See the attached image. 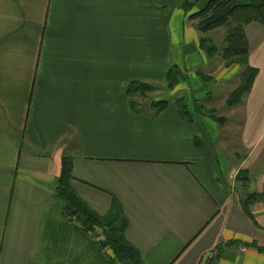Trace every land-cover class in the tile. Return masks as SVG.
Listing matches in <instances>:
<instances>
[{
    "label": "crops",
    "instance_id": "crops-1",
    "mask_svg": "<svg viewBox=\"0 0 264 264\" xmlns=\"http://www.w3.org/2000/svg\"><path fill=\"white\" fill-rule=\"evenodd\" d=\"M184 1L0 0V264L62 254L78 264L83 246L91 262L90 235L58 197L65 157L93 211L111 217L120 206L143 264H205L212 253L216 264H264V199L245 207L264 189V24L245 27L258 73L232 106L244 153H228L217 146L228 118L203 111L210 92L195 71L209 63L189 20L200 1L191 10ZM175 65L183 77L168 107L136 109L127 84L167 85ZM236 71L220 70L215 86Z\"/></svg>",
    "mask_w": 264,
    "mask_h": 264
},
{
    "label": "trees",
    "instance_id": "trees-1",
    "mask_svg": "<svg viewBox=\"0 0 264 264\" xmlns=\"http://www.w3.org/2000/svg\"><path fill=\"white\" fill-rule=\"evenodd\" d=\"M182 6L191 10L194 3L184 1ZM190 17L199 20L197 27L201 31H208L221 26L227 27L225 36L227 45L224 47L225 60L228 61V66L240 62L245 68L243 72L244 84L235 89L228 99L230 105L237 104L243 93L251 90L258 73V69L252 67L248 62L249 43L245 27L253 21L264 24V0H209L203 8L193 12ZM201 48L210 57L216 52L209 48L208 41L205 39L201 40ZM200 75L203 77L202 74ZM182 77L183 74L179 67L173 66L168 74L167 84L169 88H174ZM157 87V84L133 80L127 84L126 92L132 98L134 107L137 109L139 105L137 103L143 101L139 100L138 96ZM150 101L152 102L151 109L156 112L164 110L169 105V100L166 98ZM177 106L184 119L188 122L195 120V114L189 110L186 97L177 99ZM211 113L214 114V111ZM213 116L217 120L225 121L223 117H217L215 114ZM72 179V165L70 160L65 157L62 161L58 197L62 202V211L73 222L74 229L90 235L91 239L92 234L97 235V237L102 235V238L92 239L93 263L124 264L125 261L131 259L135 264H143L141 254L126 237L127 221L120 215V206L115 204L116 209L119 210L115 216L103 217L99 215L73 190ZM262 199H264V189L262 192L251 193L245 202V207L247 208L249 203ZM62 229L64 230V227ZM104 251L107 252L106 255L103 253Z\"/></svg>",
    "mask_w": 264,
    "mask_h": 264
},
{
    "label": "rangeland",
    "instance_id": "rangeland-1",
    "mask_svg": "<svg viewBox=\"0 0 264 264\" xmlns=\"http://www.w3.org/2000/svg\"><path fill=\"white\" fill-rule=\"evenodd\" d=\"M198 1H200V3H198L197 7L199 8L198 10H200L201 0H190V2H193V3H197ZM195 11L196 10H194L193 12ZM193 12L190 13V16ZM190 16H189V20L194 23L196 30L199 32L200 48H201V40L205 39L206 41H208L209 48L213 52L216 51L212 57L210 56L207 57L209 58V63L207 64V66L205 67L201 66V67L195 68V71L197 74H199V76H201L200 74L203 75V79H205L203 83L206 86L207 92H210V95H207L208 97L205 98V100L203 99V102L206 101V104L204 105L205 109H203V111L206 113H210L212 112V109L210 108L214 106L216 109L214 111L215 116L228 118L227 122H225L226 124L222 126L221 137L219 138L217 142V146L220 148V150L228 152V153H235L237 151L243 154L244 151H243V147L240 145L241 141L239 138V134L241 133L240 119H242L241 117L243 114H242V110L240 109L237 111H234V109H232L234 107L232 106H235L241 103L243 101L244 96L247 94V92L243 93L242 97H240L237 104L230 105L228 103V99H229L230 94L235 89H237L242 84H244L243 72L245 71V68L243 67V65L240 64V62L233 63L234 65L236 64L237 71L233 73L230 79H228L229 81L227 79L226 80L220 79V81L217 82L218 83L217 86H215V83H214L215 76L217 77V75H219L220 70L222 71L223 68H229L228 61H226L224 57V53H225L224 47L227 45L225 41L227 27L221 26V27H217V28H214L208 31H201V29L197 27V22L199 20L196 18H191ZM201 50L203 49L201 48ZM157 86L158 87L156 89H152L138 96V99L146 102L152 99L153 100L162 99L169 95L175 94L174 92L168 91L170 89H173V88H169L168 84L167 85L157 84ZM199 106H201V103H199ZM94 238L96 239L102 238V235L100 234V236L97 237V235L94 236L92 234V239ZM81 242H82L81 239L77 241L78 244H80ZM87 248L88 247L83 246V248H78L77 251L73 250L77 252V256L79 255L78 264H80V262L83 264H94L93 260H91L90 262V261H84L81 258L83 251L85 252ZM88 250L89 249H87V251ZM103 253L105 254L107 252L104 251ZM87 254L90 255L91 253L88 251ZM207 257L208 258L205 260V264H216L218 253H212L210 256H207ZM59 260L60 259H57V260L51 259L50 261H48V264H58L55 261H59ZM64 260L66 262H64ZM59 262H61V264H71L72 260L69 258L65 259L64 254H62L61 261ZM119 264H122V263H119Z\"/></svg>",
    "mask_w": 264,
    "mask_h": 264
},
{
    "label": "water",
    "instance_id": "water-1",
    "mask_svg": "<svg viewBox=\"0 0 264 264\" xmlns=\"http://www.w3.org/2000/svg\"><path fill=\"white\" fill-rule=\"evenodd\" d=\"M124 264H135V263L133 262V260L130 259V260L125 261Z\"/></svg>",
    "mask_w": 264,
    "mask_h": 264
},
{
    "label": "built area",
    "instance_id": "built-area-1",
    "mask_svg": "<svg viewBox=\"0 0 264 264\" xmlns=\"http://www.w3.org/2000/svg\"><path fill=\"white\" fill-rule=\"evenodd\" d=\"M242 249H243V250H246L247 248H246V247H243ZM209 256H210V255H209Z\"/></svg>",
    "mask_w": 264,
    "mask_h": 264
}]
</instances>
